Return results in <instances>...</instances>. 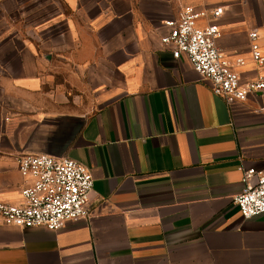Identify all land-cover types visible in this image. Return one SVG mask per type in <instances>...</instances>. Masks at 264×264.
I'll use <instances>...</instances> for the list:
<instances>
[{
	"label": "crops",
	"instance_id": "0c3cea01",
	"mask_svg": "<svg viewBox=\"0 0 264 264\" xmlns=\"http://www.w3.org/2000/svg\"><path fill=\"white\" fill-rule=\"evenodd\" d=\"M183 6L221 7L216 47L264 76V0H0V202L23 204L18 155L93 180L88 221L0 225V264H264V214L234 204L241 169L264 171V94L228 106L172 58Z\"/></svg>",
	"mask_w": 264,
	"mask_h": 264
},
{
	"label": "built area",
	"instance_id": "2783aa9c",
	"mask_svg": "<svg viewBox=\"0 0 264 264\" xmlns=\"http://www.w3.org/2000/svg\"><path fill=\"white\" fill-rule=\"evenodd\" d=\"M221 7L195 8L183 6L175 19L163 23L167 33L160 43L175 60L184 58L192 70L210 82L212 94L230 106L244 102L249 96L264 94V76L258 74L251 81H242L234 66L244 61L236 59L232 65L216 47L220 35L217 21ZM199 20L206 23L198 25ZM251 60L264 69V56L257 44V34H248ZM17 171L23 178L21 205L0 202V225L18 228L61 230L67 222L88 221V209L93 193L89 170L69 159L47 156L18 155ZM242 190L234 199L242 219L264 214V171L241 169Z\"/></svg>",
	"mask_w": 264,
	"mask_h": 264
},
{
	"label": "water",
	"instance_id": "95a60500",
	"mask_svg": "<svg viewBox=\"0 0 264 264\" xmlns=\"http://www.w3.org/2000/svg\"><path fill=\"white\" fill-rule=\"evenodd\" d=\"M77 127H79L78 124H77ZM24 155L47 156V157H51V158H54V159H61V158H58V157H55V156H52V155H48V154H24Z\"/></svg>",
	"mask_w": 264,
	"mask_h": 264
},
{
	"label": "rangeland",
	"instance_id": "374dc122",
	"mask_svg": "<svg viewBox=\"0 0 264 264\" xmlns=\"http://www.w3.org/2000/svg\"><path fill=\"white\" fill-rule=\"evenodd\" d=\"M80 125V120H78V126Z\"/></svg>",
	"mask_w": 264,
	"mask_h": 264
}]
</instances>
